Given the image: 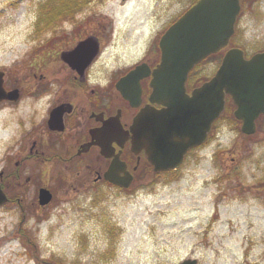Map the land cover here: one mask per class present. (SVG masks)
<instances>
[{"label": "rangeland", "instance_id": "1", "mask_svg": "<svg viewBox=\"0 0 264 264\" xmlns=\"http://www.w3.org/2000/svg\"><path fill=\"white\" fill-rule=\"evenodd\" d=\"M61 1L0 0V62L25 47L34 24L83 23L104 30L99 63L124 67L194 0H68L46 18ZM231 43L254 50L251 2ZM220 56L198 63L189 86L211 75ZM226 112L174 173L138 176L127 190L98 184L91 194L59 195L40 219L0 215V264H264V167L254 164L253 139L222 118Z\"/></svg>", "mask_w": 264, "mask_h": 264}, {"label": "flooded vegetation", "instance_id": "2", "mask_svg": "<svg viewBox=\"0 0 264 264\" xmlns=\"http://www.w3.org/2000/svg\"><path fill=\"white\" fill-rule=\"evenodd\" d=\"M250 2L254 10V50L246 58L264 51V0H241L238 16ZM170 23L153 37V44L138 61L124 67L99 63L105 47L104 30L83 23L54 30L34 24L25 47L0 62V189L6 196L0 215H15L20 223L32 216L40 219L57 205L59 195L91 194L98 184L127 190L138 176L178 170L181 165L156 170L145 147L132 148L130 125L135 114L143 107H164L149 100L151 74L139 80L141 98L137 105L116 87L118 78L136 64L146 62L151 69L158 64L160 50L153 45ZM85 38L100 44L96 56L86 48L71 61L62 56ZM259 69L264 71V65ZM199 83L189 86L187 80V92ZM254 91V131L242 135L253 139L254 164L258 167L261 161L264 167V88ZM235 107L227 94V112L222 118L241 127L242 121L234 116ZM204 144L188 149L184 159ZM116 158L122 166L118 175H132L128 188L104 176ZM44 189L50 199L42 202L40 193ZM93 198L85 204L95 205Z\"/></svg>", "mask_w": 264, "mask_h": 264}, {"label": "water", "instance_id": "3", "mask_svg": "<svg viewBox=\"0 0 264 264\" xmlns=\"http://www.w3.org/2000/svg\"><path fill=\"white\" fill-rule=\"evenodd\" d=\"M240 0H196L170 26L159 39L160 62L151 70L140 63L121 76L116 87L131 104L140 101V83L143 76L152 74L149 99L164 107L141 108L130 126L132 148L145 147L154 169L175 168L190 147L201 144L207 138L212 122L224 108L225 95L235 103L234 115L242 120L241 131H254V91L264 88V51L244 57L239 47L228 48L214 75L191 93L186 92L185 81L192 67L210 53L228 43L234 32ZM88 38L62 56L71 61L81 56L84 48L95 56L96 43ZM259 113L256 111V114ZM114 159L104 176L110 182L129 186L131 174L118 175L122 166ZM47 190H41L40 198L49 200ZM5 195L0 190V204ZM179 264H197L195 258H187Z\"/></svg>", "mask_w": 264, "mask_h": 264}, {"label": "trees", "instance_id": "4", "mask_svg": "<svg viewBox=\"0 0 264 264\" xmlns=\"http://www.w3.org/2000/svg\"><path fill=\"white\" fill-rule=\"evenodd\" d=\"M68 0H62L60 3H58V4H55L50 10L49 9H45V16H46V18H48V19H52L53 17H55L58 13H59V11H55L54 9H56V10H62V8L61 9H59V7H58V5L59 4H61V5H64V3L65 2H67ZM52 10H54V11H52Z\"/></svg>", "mask_w": 264, "mask_h": 264}]
</instances>
